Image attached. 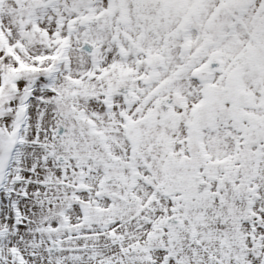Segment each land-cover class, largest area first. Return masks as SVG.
Returning <instances> with one entry per match:
<instances>
[{
	"label": "snow or ice",
	"instance_id": "snow-or-ice-1",
	"mask_svg": "<svg viewBox=\"0 0 264 264\" xmlns=\"http://www.w3.org/2000/svg\"><path fill=\"white\" fill-rule=\"evenodd\" d=\"M0 264H264V0H0Z\"/></svg>",
	"mask_w": 264,
	"mask_h": 264
}]
</instances>
